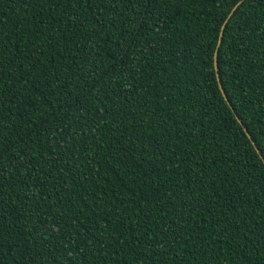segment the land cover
Returning a JSON list of instances; mask_svg holds the SVG:
<instances>
[{
  "label": "trees",
  "instance_id": "obj_1",
  "mask_svg": "<svg viewBox=\"0 0 264 264\" xmlns=\"http://www.w3.org/2000/svg\"><path fill=\"white\" fill-rule=\"evenodd\" d=\"M238 1L0 0V264H264V0L214 68Z\"/></svg>",
  "mask_w": 264,
  "mask_h": 264
},
{
  "label": "water",
  "instance_id": "obj_2",
  "mask_svg": "<svg viewBox=\"0 0 264 264\" xmlns=\"http://www.w3.org/2000/svg\"><path fill=\"white\" fill-rule=\"evenodd\" d=\"M243 0H239L237 3L234 4V6L231 8L230 12L228 13L227 17L225 18V20L223 21L221 27H220V33H219V37H218V41H217V47L216 50L214 52V68L215 71L217 72V48L219 47V44L221 42L222 36H223V32H224V28L228 22V20L231 18V16L233 15V13L236 11V9L238 8V6L242 3ZM217 79L219 81V77L217 76ZM219 88L220 91L223 95V98L225 99V101L228 103V105L230 106L228 99L223 91V88L219 82ZM236 120L238 121V123L241 125V127L243 128V131L245 132V134L247 135V137L249 138V140L251 141V144L253 145V147L255 148L256 152L259 154L260 158L262 159L263 163H264V159L262 157V155L259 152V149L257 148V146L255 145V142L251 139L250 134L248 133L247 129L244 127L243 123L241 122V120L238 118V116L235 115Z\"/></svg>",
  "mask_w": 264,
  "mask_h": 264
},
{
  "label": "snow or ice",
  "instance_id": "obj_3",
  "mask_svg": "<svg viewBox=\"0 0 264 264\" xmlns=\"http://www.w3.org/2000/svg\"><path fill=\"white\" fill-rule=\"evenodd\" d=\"M123 55H126V54H123ZM123 58V57H122ZM88 151H90V149H88Z\"/></svg>",
  "mask_w": 264,
  "mask_h": 264
}]
</instances>
